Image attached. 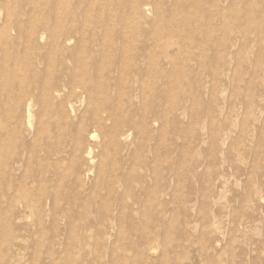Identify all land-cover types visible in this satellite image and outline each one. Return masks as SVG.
Segmentation results:
<instances>
[{"label":"rangeland","instance_id":"374dc122","mask_svg":"<svg viewBox=\"0 0 264 264\" xmlns=\"http://www.w3.org/2000/svg\"><path fill=\"white\" fill-rule=\"evenodd\" d=\"M69 1L71 49L86 39L97 53L105 35L84 36L88 15L97 26L115 14L121 33L124 20L138 19L141 0ZM160 2H146L151 10L133 24L136 59L151 51L154 69L148 77L142 59L136 88L113 90L125 94L116 133L110 120L96 122L93 102L69 79L64 98L75 110L57 115L61 100L44 102L37 89L46 72L29 79L35 90L26 123L29 108L16 106L26 100L7 93L25 61L6 32L20 37L17 24L33 17L54 26L61 4L0 0V264H264V39L208 31L214 18L204 21L208 30L191 32L193 21L170 24L167 1L159 14ZM39 56L34 66L46 71ZM147 82L152 92L142 95ZM118 102L104 107L114 113ZM80 131L84 150L73 164L69 144ZM22 143L31 153L11 172L7 150L19 154ZM20 183L26 201L12 203L7 185Z\"/></svg>","mask_w":264,"mask_h":264},{"label":"bare ground","instance_id":"6f19581e","mask_svg":"<svg viewBox=\"0 0 264 264\" xmlns=\"http://www.w3.org/2000/svg\"><path fill=\"white\" fill-rule=\"evenodd\" d=\"M65 1L66 0H59V4H61V7L59 8V10H57L56 15L54 17L56 20L53 19V21H56L54 26H52L48 20L45 21L41 18H39L38 20L35 17H33V18H29L27 20L28 21L27 23L19 21L21 23L17 24L20 25L22 28L20 34L18 35L19 32L17 33V35L20 37H17L16 39L12 37L10 38L11 32L10 31L6 32L7 33L6 36L8 40H10L12 44L14 43L17 44L16 47H18L17 49H19L20 51L19 53L22 54V55L20 54L23 57L22 60L24 59L25 61L22 63V61H20L19 58L16 59L18 62L20 61L21 63L19 62L18 68H16L17 74L15 73L16 74L15 81L9 84L10 89H8L7 92L8 97L9 99H13L16 97L11 92L13 91V89H15V91L18 94L17 98H19L20 100L22 98L26 100L23 102V104L17 102L16 106L24 105V107L27 106L29 108L26 123L28 125H31L32 117H33L31 113V107H32V100L34 99L32 93L35 90V88H33V83L31 85L29 79L30 80L33 79L35 81L39 79L41 80L42 79L41 76H43L46 72L47 75L46 79L44 81L42 80L43 82L42 85L39 84L40 86H37V89H39L40 91L39 94H41L40 99H43L44 102L51 100V98L60 99L61 102L58 104L59 107H57L58 109L56 111V114L58 115L60 112H64L68 117L70 111L74 112L75 110L73 101L68 99L66 100V98H64L65 97L64 91L67 90L66 89L67 86H65L64 84L66 83V79H69L68 83L73 84L75 86V88H72V91L74 93L80 94L81 96L84 95L85 97L89 96L90 104L91 102H93L92 104L94 106L93 105L92 106L96 114V118H95L96 122L102 124L106 120L108 121L110 120L113 123L115 130H117L116 133H118L121 124L124 123V120L121 117L122 114H120V112L118 111L120 109L122 110V108H125L120 101V99H122V96L125 94L123 91H119L118 94L116 93L113 94V90L129 89L131 91L133 87L136 88L134 86L133 81L134 79H137L138 75H141L139 74L140 69L138 68L139 66L137 64H140L142 59L144 61L143 64L146 65L145 70L147 72V75H149L148 77L151 76V72H153L154 69L153 68L154 56L152 55L153 53H151V51L147 55L146 54H144L143 56L141 55L142 57H140L137 60L136 59L137 57L133 52L134 49L131 48V44L133 43L134 40V33L132 32H135L133 30V24L142 20L144 18L143 14L146 15L149 12V10H151L145 8L149 6L148 4H146V2H148L149 0L148 1L144 0L145 3H141V1L142 2L144 1L139 0L140 4L138 3L134 5L133 8L134 13L136 15H139L138 19H132L133 21L131 20L129 21V19L124 20L125 24L124 26L122 25L123 31L122 32L120 31L121 33L116 32L115 29H117L118 27L116 25L117 23L112 22V19L113 20L115 19V14L114 17L111 16L112 14L110 15L111 18L110 21L107 20L108 22L103 17L104 19H100V21H98L97 26H94V24L91 23L93 15L90 14L88 15L89 18H86L87 23L84 24V27H82L83 28L82 31L85 34L84 36L86 35L88 36L89 33H93V35L96 34L98 35L99 31H103V34L105 35L101 43L98 44V47L100 49L99 51L97 50V53H95L96 51L95 52L92 51L93 48L89 46L90 44L86 39L83 40L82 42L83 45H81L79 49L76 48H75L76 50L71 49L70 43L72 41V36H74L72 35V32L74 31L73 28L71 27L72 25H70L71 22H69L68 20L69 19L67 16L68 12L65 14V8H64V5L66 3ZM165 1L169 3V6L166 10L168 15L166 17L169 19L168 21L170 22V24H175V23L177 24L179 22L182 23V21H184V25H188L189 21H193L194 23L190 24L192 26L191 32L192 31L204 32L205 29L208 30L209 28L208 31L212 30L214 31L213 33L216 32L217 34H225L227 32L230 33L229 34L230 36L233 32L239 31L240 34L249 35L253 33L257 35L258 38H260L261 40L264 39V0H164V2ZM162 2L163 0H161V2L159 3L160 6H158L159 14H162L161 11L162 9H164L161 6ZM163 4L164 3H162V5ZM96 8L98 9L101 8L102 11L107 10L106 6H104V4L102 3L101 4L99 3V5L95 3V9ZM68 11L70 13V10ZM125 18H127V16ZM210 18L217 19L219 23H216V25H212V26H210L211 25L210 24L209 26H207L208 27L207 28L204 24V21L206 19H209V21H211ZM121 24L122 23H120V26ZM212 31L210 33H212ZM117 34L118 35L120 34V36H118L121 38L120 41L127 43L126 46L116 41L117 39H119V38L115 39ZM42 40H46V43H43L44 45H42V49L44 51L42 50L43 53L41 52L39 56L37 50L39 49L38 48L40 47L39 43H41ZM38 56L46 62L47 66L44 64L45 67L47 68V69L45 68L46 71L45 70L41 71L42 69H39L36 66H34L36 61H34L33 59L35 58L37 59ZM31 60H33L34 63ZM38 61L40 62V60ZM135 71H138L136 75H134ZM146 80H148V78ZM68 83L66 85L71 86ZM151 88H152V82H147L146 85H143L140 88L142 89V91L141 92L139 91V93L141 94L143 93L142 95H144L147 92L151 93L152 92ZM78 89H80L79 93L77 92ZM127 92L128 91H126L125 93ZM115 96L118 98L119 101L118 103L114 104L117 105L116 106L117 111L115 112L112 111L114 113H110V112L108 113L107 107L105 106L106 107L105 108L104 104L108 103L107 106H109V104L113 105L112 102H115L117 100ZM127 97L131 98V95L128 96L127 94ZM99 102H102L103 105ZM80 128H82V126ZM82 132L83 131H80L79 132L80 134L75 139L72 138V143L69 144L70 147L69 149H70V154L72 156L73 164L77 163L80 160L84 150L85 138L84 135H81ZM22 147L23 149L22 151L19 150L20 152L19 154L17 150H15V153L13 155H10L9 150H7V168H10L9 171L11 172L16 167H18L19 169H21L20 167H25L27 163L26 158L27 155L31 153L30 148L32 147L24 143H22V146L20 148ZM59 151L60 150H58V152ZM45 169L43 170L45 171ZM11 172L7 171L8 174H11ZM20 184H21L20 187L17 186L18 188H15L11 184L7 185V194L10 196L9 198L10 200L13 198V200H11L12 203H14L15 200L16 199L18 200L19 198L22 199L25 198L24 200L26 201V197H23L25 196V192L27 191L25 189L26 184L24 183H20ZM24 200H22L21 202L25 205Z\"/></svg>","mask_w":264,"mask_h":264}]
</instances>
